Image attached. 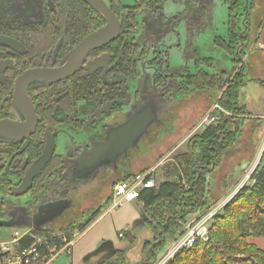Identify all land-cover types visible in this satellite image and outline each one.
Here are the masks:
<instances>
[{"label": "flooded vegetation", "instance_id": "obj_1", "mask_svg": "<svg viewBox=\"0 0 264 264\" xmlns=\"http://www.w3.org/2000/svg\"><path fill=\"white\" fill-rule=\"evenodd\" d=\"M23 1H8V4L28 2L30 5L26 10H15L16 17H6L0 24V36L16 44L12 48L0 47V122L26 121L27 112L15 99L16 84L22 75L31 70L62 67L83 39L106 26L105 18L81 0ZM174 1L180 3L181 10L168 14L165 9L168 0H135L133 6L122 5L121 0H104L120 24L119 34L88 52L80 69L70 76L25 85L36 126L23 140L0 136V217L13 208L11 203L35 206L42 198L61 192L71 181L76 161L105 144L112 131L145 110L157 121L149 122L138 141V151L144 149L148 136L166 131L169 113L176 114L202 95H210L207 88L199 90L191 81L199 71L210 74L199 67L200 62L211 66L210 59L201 57L194 45V32H201L200 28L208 23V4L205 0ZM220 1L227 9L226 34L224 38L215 37L214 44L228 58L222 48L228 46V23L234 20L232 23L241 28L235 54L241 60L239 67H243L254 45L251 39L257 41L262 27L257 29L254 24L255 32L250 35L249 27L257 18L260 0H247L248 8L245 0L244 9L241 0ZM181 23L191 33L185 48H180ZM174 48H180L192 61V69L169 66V54ZM240 51L244 55L240 56ZM50 137L55 146L52 157L32 180L29 198L11 201V192L21 185L26 173L45 153ZM101 174L111 176L108 181H101L102 190L110 188L116 171L107 168ZM87 196L81 193L79 198L83 201ZM77 213L73 216L81 218V212Z\"/></svg>", "mask_w": 264, "mask_h": 264}, {"label": "trees", "instance_id": "obj_2", "mask_svg": "<svg viewBox=\"0 0 264 264\" xmlns=\"http://www.w3.org/2000/svg\"><path fill=\"white\" fill-rule=\"evenodd\" d=\"M241 1L244 9L245 0ZM255 7L254 5L252 9ZM256 12L254 23L258 29L262 22L258 8ZM232 21L228 23V46L219 47L226 52L233 68L216 74L199 71L191 81L195 82L199 90L207 88L209 92L221 93L217 104L234 117L221 118L217 125L207 127L191 137L186 152L176 157L182 162V173L177 179L164 181L155 190H145L141 193L138 199L143 204L141 216L146 217L144 222L152 234V240L143 243L142 260L139 264H152L158 259V253L165 248L167 242L184 234L189 217H197L211 207L209 201H212V175L220 160L232 154L241 128L249 123L250 119L245 117L246 113L239 103V97L242 88L252 79L248 78L246 63L245 66L239 67L241 60H238L235 50L238 47V33L241 28L236 23L234 26ZM239 54L242 56L244 52L240 51ZM127 178L128 176L117 182ZM102 208L103 206H100L89 212L87 218L80 223L73 222L56 232L64 233L68 238H71L75 231L83 232L101 214ZM33 232L46 237L54 233ZM123 235L132 238L128 231L123 232ZM255 237L264 238V152L259 164L250 174L248 185L237 191L221 213L212 220L208 227V240L196 241L193 247L178 252L166 264H264V250L248 242V239ZM21 244H28V241L23 239ZM112 259L107 264H128L122 251H116Z\"/></svg>", "mask_w": 264, "mask_h": 264}, {"label": "rangeland", "instance_id": "obj_3", "mask_svg": "<svg viewBox=\"0 0 264 264\" xmlns=\"http://www.w3.org/2000/svg\"><path fill=\"white\" fill-rule=\"evenodd\" d=\"M135 0H121L124 6H133ZM203 2V0H202ZM208 5L206 7L210 11L208 16V23L205 27H201L200 31L196 30L194 32V45L199 49L200 55L203 58L210 59V65L200 62L199 67L206 72L213 74L214 72L220 71H230L232 69V63L226 58L223 51L217 49L214 44L215 37H225V24L227 22V9L225 5L222 4L220 0H205ZM258 14L261 18V29L258 34L257 41L254 38L251 39V43H263L264 44V0H260L258 5ZM166 13H178L181 10L180 3L174 0H168L166 6ZM254 21L251 23L250 35L254 31ZM180 35L182 39V46L180 48L186 47L187 39H191V33L186 28L185 23H181L179 26ZM200 32V33H198ZM178 49H172L169 54V66L173 69L188 66L190 69L193 68L192 61L187 58V56L182 51ZM209 66V67H208ZM246 66H248V60L246 61ZM249 76V75H248ZM256 78V77H255ZM259 78V77H257ZM258 81L249 84V87H255L257 89ZM209 94H204L200 99H197L195 103H190L184 106L178 113H169L168 123L166 126V131L160 132L159 134H154L148 136V142L145 144L144 149L141 148L140 151H136L132 156L124 162V166L128 168V174L133 175L138 173L140 170L154 168V175L157 183V187L164 181L175 180L177 176L179 177L182 173V162L177 160L179 157L187 150V143L197 133L202 132L200 128L197 130V125L203 116L211 109L214 105L213 101L218 99L221 95L215 92H209ZM216 94V95H215ZM210 96V98L208 97ZM257 122V123H256ZM253 122L249 120V123L245 124L240 130V136L238 142H236L235 148L232 149V154L230 156L223 157L212 177V188H211V207L201 215L197 216L196 221L213 214L217 211L215 217L221 213L224 206L229 202L231 197L235 195L242 187H246L249 183L250 174L255 170L257 164H259L261 154L263 153V143H264V131L258 128L259 122ZM155 127V126H154ZM152 127V128H154ZM236 128V127H235ZM263 137H262V135ZM128 175V177H129ZM109 175L106 174V177ZM111 177V176H109ZM119 177L114 176L111 179V187L115 185ZM114 183V185H113ZM184 185V182L181 181ZM81 186L77 187V194H81L89 186H85L83 183ZM106 188L101 190V192H92L84 199L82 202L78 203V207L73 210L74 213L81 212L82 217H76L73 221L75 223H80L82 220L87 218L89 212L103 206L102 211H106L110 207V194L112 188ZM236 189V190H235ZM233 192V193H232ZM74 195V192L72 193ZM108 197L110 199H108ZM29 198L26 194L20 199L25 201ZM11 201L15 202L13 198ZM108 201V202H107ZM140 207L137 201L125 204L119 208H115L114 211L107 213L101 221L94 227L92 231L88 234H84L78 240L76 248H74V257L78 256L79 252L82 250L83 244L95 233H111L113 228L111 225L114 222L116 227L123 226L131 220L132 214L137 213ZM78 214V213H77ZM142 212L140 213L141 216ZM214 217V218H215ZM200 218V219H199ZM213 218V219H214ZM192 218H188L187 221L191 225ZM191 221V222H190ZM134 220L131 222L133 224ZM212 221H210L211 224ZM188 225V224H187ZM102 229V230H100ZM118 229V228H117ZM131 227L127 229L128 233ZM100 230V231H99ZM111 230V231H110ZM13 232L12 229L0 228V240L9 242L12 240L13 236L9 233ZM16 233L21 235L22 230H17ZM79 233V232H78ZM112 234V233H111ZM132 235L135 237L136 243L134 246L128 249L126 253V259L130 263L128 264H139L137 260L140 254L141 246L144 242L152 240L151 232L144 226H137ZM115 238H114V237ZM113 239H117V234L112 235ZM107 241V240H106ZM113 243L119 242L122 244H129V239L125 237L123 240H108ZM104 242V241H103ZM132 242V241H131ZM167 242L163 250L158 253V259L164 256V252L167 250L169 244ZM101 244V243H100ZM87 254V253H86ZM70 258V257H69ZM66 255L60 256L55 259L51 264H69L70 260ZM156 259L155 262L158 260ZM75 262V261H74ZM73 264H83V259L77 263ZM141 262V261H140ZM169 262V261H168Z\"/></svg>", "mask_w": 264, "mask_h": 264}, {"label": "water", "instance_id": "obj_4", "mask_svg": "<svg viewBox=\"0 0 264 264\" xmlns=\"http://www.w3.org/2000/svg\"><path fill=\"white\" fill-rule=\"evenodd\" d=\"M9 0H0V24L5 22V18L16 17L18 12L15 10L28 9V2H14L8 4ZM25 1V0H24ZM23 1V2H24ZM91 9L99 13L106 20V26L83 39L68 55L62 67L55 70H31L26 72L18 80L15 88V99L19 105L26 110L25 123H14L11 121L0 122V136H5L13 140H23L28 138L34 131L36 123L33 116V110L25 95V85L31 81L51 82L60 80L77 72L88 52L102 45L107 44L115 38L120 31V24L112 14L110 8L104 0H81ZM248 8V1L245 2ZM30 10V9H29ZM6 12V13H5ZM245 18L243 19L244 23ZM16 44L13 40L0 36V47H14ZM157 121L155 117L151 118L150 111L145 110L141 114L130 119L120 128L112 131L105 144L96 146L89 151L86 157L76 161V167L73 170L71 181L65 184L61 192H54L53 195L42 198L36 205H16L12 204V209L4 216L0 217V228L12 230H32L37 232H56L60 228L67 227L72 224L76 218L74 211L78 207V203L82 202L77 194V187L84 184L89 186L82 193L89 195L90 193L101 192V181H108L109 177L102 175L101 172L110 168H114L119 179L127 177L128 170L124 166L135 151L139 150L138 141L144 135L149 122ZM154 127V126H153ZM54 140L50 137L45 153L36 161L32 169L26 173L21 185L11 192L12 198H19L28 193L32 180L39 174L44 166L49 162L54 150ZM122 158L118 160L120 157ZM106 168V169H105ZM100 172V173H98ZM118 179V180H119ZM70 182H73L71 184ZM74 192V195L72 194ZM15 207H14V206ZM75 207V210H73ZM7 212V211H5ZM145 215L135 220L129 231L130 234L137 226L145 225ZM74 220V221H73ZM109 252L112 257L115 255L113 243L104 241L91 254L87 255L86 260L95 257L103 252ZM155 261L152 263L154 264Z\"/></svg>", "mask_w": 264, "mask_h": 264}, {"label": "built area", "instance_id": "obj_5", "mask_svg": "<svg viewBox=\"0 0 264 264\" xmlns=\"http://www.w3.org/2000/svg\"><path fill=\"white\" fill-rule=\"evenodd\" d=\"M256 51L264 53V44H254L250 52ZM264 86V83H263ZM232 118L234 115L223 110L217 103L203 116L197 125V130L217 125L221 118ZM264 152V143L263 149ZM154 168H149L143 173H135L125 180L115 183L110 194V209L119 208L125 204L138 201L140 195L145 190H155L157 183L154 175ZM217 211L209 214L200 220L188 224L184 228V234L173 240L164 256L154 264H166L178 252L189 250L196 241L206 242L208 240V227ZM23 233H15L11 241L0 240V264H49L60 256H70L75 240L79 233L73 232L71 238L61 232H54L50 236L35 234L32 230H22ZM122 237V234L119 235ZM27 240L28 244H21L22 240Z\"/></svg>", "mask_w": 264, "mask_h": 264}, {"label": "crops", "instance_id": "obj_6", "mask_svg": "<svg viewBox=\"0 0 264 264\" xmlns=\"http://www.w3.org/2000/svg\"><path fill=\"white\" fill-rule=\"evenodd\" d=\"M246 60H248V69H247V73L249 75L248 78L252 79V81L249 82V84H251L252 82L258 81L257 84L259 87L257 89H255V87H249V84H248L246 87L242 88V90L240 91L239 103L241 106L244 107V111L246 113L245 117L247 119L260 121L258 128L261 129L263 132L264 131V86H263V83H264V53L256 51V52L248 55L246 57ZM257 77H259V78H257ZM262 137H263V135H262ZM137 202L139 203L140 207L138 208L137 213L132 214V218L130 221L123 223V226H121V227H116L114 225V222H113V224L111 225V227L113 228V231L111 232L112 234L101 232V234L95 233V234L91 235V237L86 241V243L83 244V246H82L83 248L79 252L78 256L74 257L73 256L74 255L73 250H74V248H76L79 238H81L84 234H88L90 231H92L94 229V227L101 221V219L107 213H110V212L114 211L115 209L108 208L106 211L101 212V214L83 232L79 233V236L75 240L74 245L72 247L71 255L66 256L68 258L70 257L69 259H71L69 264H73L74 261H75L74 263H77L82 259H83V264H107V263L111 262L113 260L112 259L113 257L110 255L109 252H106V251L103 252L102 254H99V255L92 257L90 259H87V260H86V257H87V255L94 252L100 246V243H102L103 241H106V240L107 241L108 240L113 241V240L125 239L123 232H126L127 229L132 226L131 222L133 220L135 221L141 217L140 213L142 212L143 204L140 201H137ZM190 218H192L191 221H193L197 217L192 216ZM187 224H189V223H187ZM100 230H102V229H100ZM16 231L17 230H13V232L9 233L11 235V237L16 233ZM114 232H115V234H117V239L112 238V235L114 234ZM120 234H122V237H119ZM130 235L134 239V242H135L134 235H132V234H130ZM132 238H128L129 244H127V245L122 244V242L121 243H119V242L113 243L112 242L115 252L116 251L124 252L125 253V259H126V253H127L128 249H130L131 247H135L134 245L136 243H133V245H132V242H131V241H133ZM248 242L255 245L258 249L264 250V238H261V237L250 238V239H248ZM141 248H142V246H141ZM141 260H142V253L140 250V254L138 255L136 261H138L140 263ZM126 261H127V259H126ZM127 262L130 263L129 261H127ZM51 263H49V264H51Z\"/></svg>", "mask_w": 264, "mask_h": 264}]
</instances>
